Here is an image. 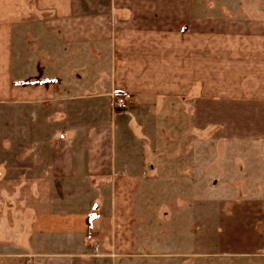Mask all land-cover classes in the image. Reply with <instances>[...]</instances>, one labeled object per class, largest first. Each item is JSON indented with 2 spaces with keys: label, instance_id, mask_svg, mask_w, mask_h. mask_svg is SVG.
<instances>
[{
  "label": "crops",
  "instance_id": "crops-1",
  "mask_svg": "<svg viewBox=\"0 0 264 264\" xmlns=\"http://www.w3.org/2000/svg\"><path fill=\"white\" fill-rule=\"evenodd\" d=\"M0 104L42 112L47 153L32 202L0 213V264H264V0H0ZM153 131L224 148L196 174L257 182L230 206L245 233L220 243L253 249L152 251L138 180Z\"/></svg>",
  "mask_w": 264,
  "mask_h": 264
},
{
  "label": "rangeland",
  "instance_id": "rangeland-1",
  "mask_svg": "<svg viewBox=\"0 0 264 264\" xmlns=\"http://www.w3.org/2000/svg\"><path fill=\"white\" fill-rule=\"evenodd\" d=\"M39 114L42 112L0 104V142L6 139L11 142L7 148L0 143V213L9 203L15 209L20 203L29 205L33 189L37 188L34 176L44 174L47 153L40 141L45 134L34 133V119L40 123ZM185 138L182 149L177 148L175 132L166 147L160 131L151 132L148 138L145 174L138 180V226L142 236L153 239V252L167 254L253 249L242 246L241 241H234L233 248L220 243L224 237L237 239L245 233V229L231 226L236 224L231 221H239L241 214L236 216V211L231 214L230 206L244 199L237 192L255 188L257 182L230 181L220 165L211 166L210 170L206 165L204 173L196 174L198 166L193 164L194 159L215 153L219 158L225 150L196 149L190 145V138ZM17 140L25 144H17ZM166 161L173 164H164ZM149 162L153 164L152 170ZM18 190L25 193L21 202Z\"/></svg>",
  "mask_w": 264,
  "mask_h": 264
},
{
  "label": "built area",
  "instance_id": "built-area-1",
  "mask_svg": "<svg viewBox=\"0 0 264 264\" xmlns=\"http://www.w3.org/2000/svg\"><path fill=\"white\" fill-rule=\"evenodd\" d=\"M126 99L122 96H112L111 109L113 111L123 110L126 107Z\"/></svg>",
  "mask_w": 264,
  "mask_h": 264
}]
</instances>
